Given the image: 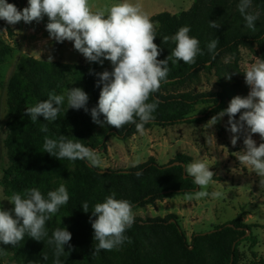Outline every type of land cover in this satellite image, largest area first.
<instances>
[{
  "label": "trees",
  "instance_id": "16d2710c",
  "mask_svg": "<svg viewBox=\"0 0 264 264\" xmlns=\"http://www.w3.org/2000/svg\"><path fill=\"white\" fill-rule=\"evenodd\" d=\"M239 0H194L189 10L174 15L169 12L156 14L151 18L156 26L154 42L160 47L158 60L166 59L175 47L164 37L173 36L181 27L190 28L189 35L200 42L203 55L196 57L195 64L183 61H169V74L158 92L153 93L148 102L159 100L153 113L154 119L144 125L175 126L179 124H199L212 115L226 109L232 98L246 97L248 86L244 84L241 92L238 83L231 82L243 78L240 66L241 48H257L260 59L264 60V0H252L250 12H259L255 31L246 27V21L238 11ZM209 21H217L219 28L209 26ZM10 34V26H6ZM219 40L215 59L211 58L207 45ZM14 52V48L0 38V63ZM229 65H223V58ZM111 72L113 67L100 68L84 63H62L46 61L23 55L15 68L7 88V108L9 120L5 147L9 159L6 193H20L37 188L47 198V193L56 190L61 184L66 186L69 201L59 208L52 218L46 221L48 236L36 241L25 234L17 245H7L11 252L9 262L14 264H54V245L47 240L57 228H66L71 234L65 254L60 257L62 264H240V245L250 242L251 247L258 243L253 224L236 218L205 232H195L188 238L176 214L166 217H136L125 235L131 243L111 251L101 250L94 255L96 245L91 226L92 210L96 203L115 193L117 199L131 202L133 208H145L163 201L171 195H185L201 190L194 178L187 176L184 165L192 158L179 154L167 164H160L155 157L131 168H94L86 160H59L43 152L45 136L59 139L61 135L95 149L99 154L108 151L110 138L126 141L139 131L134 124L117 129L103 123H94L90 110L96 107L100 91L97 73ZM214 73L219 91H198L188 89L199 85L205 75ZM231 78L228 79L227 76ZM69 88H80L89 99L86 112L68 108L67 99L60 108L56 121L38 117L32 122L25 114L26 107L46 100L49 93L66 94ZM199 106H206L199 111ZM100 120L104 121L101 114ZM139 122V121H137ZM47 125L48 132L41 126ZM142 172L137 177L136 173ZM221 179V178H213ZM87 202L89 212L82 210ZM68 253V254H67ZM47 256V260L43 257Z\"/></svg>",
  "mask_w": 264,
  "mask_h": 264
},
{
  "label": "clouds",
  "instance_id": "9594fccd",
  "mask_svg": "<svg viewBox=\"0 0 264 264\" xmlns=\"http://www.w3.org/2000/svg\"><path fill=\"white\" fill-rule=\"evenodd\" d=\"M252 0H239L238 11L246 21V27L255 31V22L259 12H250ZM48 18L46 31L49 38L57 43L74 42V49L81 53L87 61L111 62L113 70L97 73L98 84L103 87L100 91L98 104L90 110L94 123H103L121 129L127 124H134L138 131H143L144 125L154 119L159 100L148 102L153 93L159 91L161 84L166 83L169 74V61H183L185 64H195L196 57L203 55L200 42L189 35L188 26L181 27L173 36L164 37L171 40L175 47L164 60H158L161 49L154 42L156 26L151 18L142 10L139 3L131 0H117L104 8L93 10L90 0H28V7L22 11L14 4L0 0V19L10 25L20 21L31 23ZM209 26L217 29V21H209ZM218 38L211 40L207 49L211 58L217 54ZM103 58V59H101ZM51 61L52 58L49 57ZM244 80L250 91L246 97L236 96L231 99L229 106L213 116L208 125L213 126L225 115L228 116V130L236 135L231 137V143L236 145L239 135L244 136L245 150L237 153L240 163L250 167L251 171L260 178V187H264V142L257 146L253 134H259L264 141V60L257 58L243 72ZM231 78L230 75L227 76ZM67 99L68 108L79 110L86 107L88 95L80 88H69L66 94L51 92L46 100L26 107L25 114L32 122L38 117L47 121H56L61 106ZM239 120L235 117L238 113ZM101 114L104 121L100 120ZM139 121V122H137ZM42 132H48L47 125H42ZM43 152L63 160L65 158L86 160L90 166L103 169V162L97 150L85 146L79 140L67 139L61 135L59 139L44 138ZM138 162L132 167H137ZM187 176L194 178V183L201 189L194 193H186L185 199L191 200L208 197L221 198L223 193L206 190L213 181L214 173L209 166L201 161L184 165ZM137 177L142 172L136 173ZM69 193L64 184L56 190L49 191L47 198L37 188L27 189L24 196L13 193L8 201L14 206L11 211L0 209V242L5 245H17L27 234L36 241H43L48 236L45 224L59 211V208L69 201ZM82 210L89 212L87 202L82 204ZM131 202L117 199L115 193L107 196L103 202L94 205L91 226L94 230L93 239L96 241L93 254L101 250L111 251L122 246L131 239L125 235L127 229L135 222ZM14 216L13 217V213ZM72 234L66 228L53 231L49 245H54V264H62L60 257L69 245ZM69 245V251H71ZM68 254V253H67ZM47 256L43 257L47 260Z\"/></svg>",
  "mask_w": 264,
  "mask_h": 264
},
{
  "label": "rangeland",
  "instance_id": "374dc122",
  "mask_svg": "<svg viewBox=\"0 0 264 264\" xmlns=\"http://www.w3.org/2000/svg\"><path fill=\"white\" fill-rule=\"evenodd\" d=\"M14 4L22 11L28 7V0H6ZM93 10L117 2V0H90ZM139 3L142 10L149 17L162 12L179 15L189 10L194 0H131ZM48 18L45 16L40 22L32 21L25 23L20 21L10 25L0 19V38L9 43L14 52L3 63H0V209L11 211L14 206L8 201L6 193L7 170L9 159L5 147V139L8 133L7 122L9 120L7 108V88L9 81L15 71L19 59L23 55L33 56L38 59L59 61L62 63H84L100 68L113 67L111 62L104 60L101 65L98 62H89L74 49V42L64 41L57 43L49 38L46 31ZM10 26L12 34L9 33ZM240 66L244 72L245 68L259 57L257 48H241ZM103 59V58H101ZM223 65H229L228 59L222 60ZM238 83L240 91L245 80L234 79L231 82ZM249 88V87H248ZM188 89L198 91H219L217 77L214 73L205 75L199 85H191ZM250 89L248 90L249 93ZM206 106H199L203 111ZM238 113L235 117L239 120ZM199 124H179L175 126H152L126 141L110 138L107 142L108 151L100 154L103 168H131L134 163L140 164L150 157H155L160 164H167L179 154H185L192 158V162L201 161L209 166V170L215 175L213 181L206 189L210 194L214 191L223 193L221 198H212L211 195L201 199H185V195H172L155 205L139 208L133 211L134 217H166L176 214L181 226L186 231L188 238L195 232H205L222 225L233 219L239 218L247 224L255 225L253 231L258 237L255 247L250 242L240 245V264H264V187H260V178L252 172L250 167L239 162L237 153L245 150L243 134L235 146L231 143L233 134L228 128V116L225 115L213 126L208 121ZM253 140L257 146L264 142L259 134H253ZM191 162V163H192ZM13 217L14 212L12 213ZM11 252L7 245L0 242V264H14L9 262Z\"/></svg>",
  "mask_w": 264,
  "mask_h": 264
},
{
  "label": "crops",
  "instance_id": "0c3cea01",
  "mask_svg": "<svg viewBox=\"0 0 264 264\" xmlns=\"http://www.w3.org/2000/svg\"><path fill=\"white\" fill-rule=\"evenodd\" d=\"M172 196V195H171ZM170 197V196H169Z\"/></svg>",
  "mask_w": 264,
  "mask_h": 264
}]
</instances>
